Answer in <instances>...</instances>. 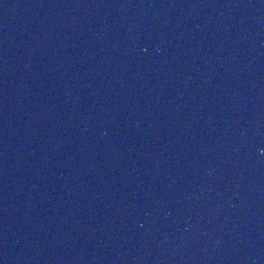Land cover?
I'll list each match as a JSON object with an SVG mask.
<instances>
[{
    "label": "water",
    "instance_id": "obj_1",
    "mask_svg": "<svg viewBox=\"0 0 264 264\" xmlns=\"http://www.w3.org/2000/svg\"><path fill=\"white\" fill-rule=\"evenodd\" d=\"M0 264H264V0H0Z\"/></svg>",
    "mask_w": 264,
    "mask_h": 264
}]
</instances>
